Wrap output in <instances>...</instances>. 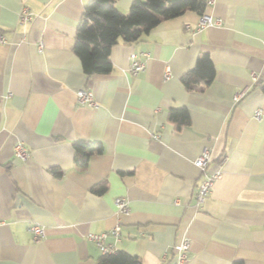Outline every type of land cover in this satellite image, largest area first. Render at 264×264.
<instances>
[{
  "label": "crops",
  "instance_id": "0c3cea01",
  "mask_svg": "<svg viewBox=\"0 0 264 264\" xmlns=\"http://www.w3.org/2000/svg\"><path fill=\"white\" fill-rule=\"evenodd\" d=\"M88 1L0 0V264H101L87 234L118 221L119 237L105 242L142 264H173L183 236L185 264H264V0H206L220 24L198 29L201 13L187 10L119 40L111 71L91 75L73 50ZM132 2L116 6L127 13ZM24 6L32 17L21 22ZM131 52L146 62L136 75ZM204 52L214 78L189 90L182 76ZM82 87L97 107L77 102ZM180 106L190 122L177 128L168 113ZM77 140L102 144L86 166L75 161ZM19 141L26 160L14 153ZM204 149L206 171L221 174L197 205ZM119 196L129 205L121 215ZM34 223L45 228L39 240Z\"/></svg>",
  "mask_w": 264,
  "mask_h": 264
},
{
  "label": "trees",
  "instance_id": "16d2710c",
  "mask_svg": "<svg viewBox=\"0 0 264 264\" xmlns=\"http://www.w3.org/2000/svg\"><path fill=\"white\" fill-rule=\"evenodd\" d=\"M117 0H89L79 21L74 52L81 59L85 72L107 73L112 69L111 49L119 40L133 42L140 39L165 19L179 16L187 10L203 13L206 0H133L130 9L124 13L116 6ZM215 67L209 53H202L193 68L182 76L189 90H203L214 78ZM264 79L258 83L263 85ZM168 118L177 128L190 122L186 106L172 107ZM75 161L86 166L95 151L102 150L101 142L77 140L74 142ZM105 182H99L93 189L102 192ZM101 264H142L137 255L124 250L102 254ZM233 264H244L237 260Z\"/></svg>",
  "mask_w": 264,
  "mask_h": 264
},
{
  "label": "built area",
  "instance_id": "2783aa9c",
  "mask_svg": "<svg viewBox=\"0 0 264 264\" xmlns=\"http://www.w3.org/2000/svg\"><path fill=\"white\" fill-rule=\"evenodd\" d=\"M32 17V12L27 8L23 7L20 13V20L24 22ZM222 19L220 17L214 18L211 14L203 12L201 14V19L198 24V29L208 26V25H216L220 24ZM0 40L4 41L5 37L0 33ZM146 67V62L140 59L139 54L137 52H131L130 54V66L129 71L136 75L143 71ZM170 76V70L167 69L165 73V78ZM254 81H257L258 76H253ZM247 90H240L234 94V100L239 101L242 97L245 96ZM77 102L80 104H86L90 107H97L98 102L95 97V93L92 89L88 87H82L77 90ZM262 114L261 108L255 110L254 116L256 118H260ZM15 155L22 160H26L30 155L29 147L26 146L22 141L17 142L15 145ZM211 159V154L209 150L204 149L194 160L195 164L200 168L202 172V177L198 184V191H197V205H201L205 202L206 198L208 197L214 181L220 176L221 170H217L215 172L209 173L206 171L208 163ZM226 159V156L222 158V162ZM115 204L117 206V214H125L129 210L128 200L125 197H117L115 199ZM33 238L35 240H39L43 236H45V228L37 223H34L30 227ZM121 231V223L118 221L116 225L109 231V232H101V233H94L90 232L87 234V238L95 242V244L99 247L102 254L113 253L117 250V247L114 243H106L105 236L107 234H112L116 238L119 237ZM191 241L188 236H183L179 242L175 245V261L173 264H185L188 259V251L190 249Z\"/></svg>",
  "mask_w": 264,
  "mask_h": 264
}]
</instances>
